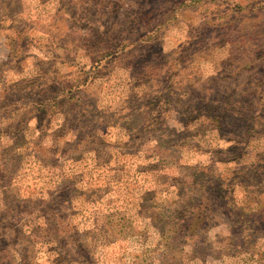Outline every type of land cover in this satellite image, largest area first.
I'll return each instance as SVG.
<instances>
[{
	"label": "rangeland",
	"instance_id": "obj_1",
	"mask_svg": "<svg viewBox=\"0 0 264 264\" xmlns=\"http://www.w3.org/2000/svg\"><path fill=\"white\" fill-rule=\"evenodd\" d=\"M9 195L0 264H264V0H0Z\"/></svg>",
	"mask_w": 264,
	"mask_h": 264
},
{
	"label": "trees",
	"instance_id": "obj_2",
	"mask_svg": "<svg viewBox=\"0 0 264 264\" xmlns=\"http://www.w3.org/2000/svg\"><path fill=\"white\" fill-rule=\"evenodd\" d=\"M59 92H61V89L60 88L56 89L55 91H52V96L51 97L48 96V97H43V98L38 99L39 100L38 101L39 106H41L43 109H45V106L48 103L47 101L48 100H51V99H56L57 98V94ZM44 98H48V99H44ZM1 179H3V177H1ZM2 186L4 187V186H7V185L4 184ZM3 191L6 192L7 190L5 189ZM13 197L14 196H10V198L12 200H9L8 199L9 197H7V199H8L7 208L5 210H3V211L0 212V216L3 219H5V223L3 222L2 226H1V229H0V237H4L6 230H8V228H12V226H11L12 224L9 223L8 218H9L10 215L13 217L14 214L16 213V210H14L16 208H14L12 206L13 201H14L13 200ZM21 205L25 206V204L18 203L17 204V208L18 209L19 208H22L23 206H21ZM15 207H16V205H15ZM17 230H18V228L15 231H17ZM26 248H27V251L26 252H23L22 255L20 256V258H21V264H29V263H31V261H30L31 260L30 254H31V248L32 247L29 246V244L27 243V247Z\"/></svg>",
	"mask_w": 264,
	"mask_h": 264
}]
</instances>
